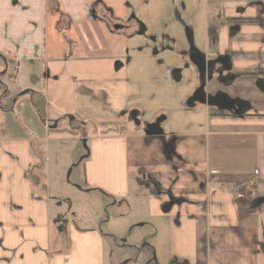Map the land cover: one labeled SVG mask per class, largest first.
<instances>
[{
  "label": "crops",
  "instance_id": "crops-1",
  "mask_svg": "<svg viewBox=\"0 0 264 264\" xmlns=\"http://www.w3.org/2000/svg\"><path fill=\"white\" fill-rule=\"evenodd\" d=\"M260 17L264 0H0V264H264V25L228 21ZM63 115L91 126L71 136L97 206L51 198ZM226 176L251 178L243 200Z\"/></svg>",
  "mask_w": 264,
  "mask_h": 264
},
{
  "label": "rangeland",
  "instance_id": "rangeland-1",
  "mask_svg": "<svg viewBox=\"0 0 264 264\" xmlns=\"http://www.w3.org/2000/svg\"><path fill=\"white\" fill-rule=\"evenodd\" d=\"M87 68H90L89 64ZM66 73L67 76L74 75V72L70 71L68 68L66 69ZM64 101L69 105V101H67L66 99ZM40 113H43L42 108H40ZM72 117L73 116L71 115L67 117L63 115L62 117V125L66 128V134L55 136L51 135L49 137V142H44V144L50 146V149H52L49 150L50 154L49 159L47 161L51 198L55 202V204H58V202H62L64 200L65 202L70 201L73 205H75L77 201H80L81 199H86L87 205L93 206L96 204L95 206H97L99 204V200H97L96 195H87L88 197H85L84 194L80 196L76 192V186L81 187L83 182V169L81 161L83 160L85 153L87 154L89 149L87 146V149L84 147V144L81 139L75 138L74 136H71V134L73 135L74 132L79 133L80 130H84L85 133L80 132L79 135H88L91 133V126H86L82 128L81 123L79 122H68L70 121L69 119ZM126 125L127 124H125V126ZM69 127L71 128V130L69 129ZM92 130L94 131L93 128H91V131ZM112 130L118 131V129L116 128H110L108 131L111 132ZM223 183H231L235 185L242 184L231 181H223ZM243 184L248 186L249 181H245L243 182ZM246 189L244 192H246Z\"/></svg>",
  "mask_w": 264,
  "mask_h": 264
},
{
  "label": "trees",
  "instance_id": "trees-1",
  "mask_svg": "<svg viewBox=\"0 0 264 264\" xmlns=\"http://www.w3.org/2000/svg\"><path fill=\"white\" fill-rule=\"evenodd\" d=\"M229 22L237 23V24H259L264 25V17L260 18H246V19H229ZM222 181H231V182H237V183H243L245 181H250L251 178L249 176H226L218 178Z\"/></svg>",
  "mask_w": 264,
  "mask_h": 264
},
{
  "label": "built area",
  "instance_id": "built-area-1",
  "mask_svg": "<svg viewBox=\"0 0 264 264\" xmlns=\"http://www.w3.org/2000/svg\"><path fill=\"white\" fill-rule=\"evenodd\" d=\"M225 187L232 191V194L236 200L241 201L244 199V191L247 187L245 184L242 183L239 185H235L229 183V184H225Z\"/></svg>",
  "mask_w": 264,
  "mask_h": 264
},
{
  "label": "water",
  "instance_id": "water-1",
  "mask_svg": "<svg viewBox=\"0 0 264 264\" xmlns=\"http://www.w3.org/2000/svg\"><path fill=\"white\" fill-rule=\"evenodd\" d=\"M258 87H259V90H260L262 93H264V83L259 84ZM232 108H234V107H232ZM234 109H235V108H234ZM84 147L87 149L85 143H84Z\"/></svg>",
  "mask_w": 264,
  "mask_h": 264
},
{
  "label": "flooded vegetation",
  "instance_id": "flooded-vegetation-1",
  "mask_svg": "<svg viewBox=\"0 0 264 264\" xmlns=\"http://www.w3.org/2000/svg\"><path fill=\"white\" fill-rule=\"evenodd\" d=\"M223 105H227V102L225 100H222Z\"/></svg>",
  "mask_w": 264,
  "mask_h": 264
}]
</instances>
